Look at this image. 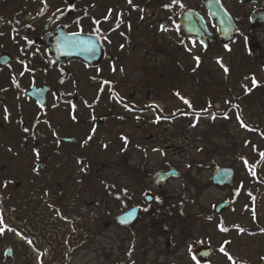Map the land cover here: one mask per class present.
<instances>
[{"label":"rangeland","instance_id":"1","mask_svg":"<svg viewBox=\"0 0 264 264\" xmlns=\"http://www.w3.org/2000/svg\"><path fill=\"white\" fill-rule=\"evenodd\" d=\"M198 1L180 0V4L184 3L188 8H194L204 16L207 15ZM225 2V5L243 20L248 9L257 8L256 2L259 0ZM158 19L163 21L165 16L161 15ZM241 25L248 28L244 22ZM241 31L234 42L219 43L214 49H206L199 42L186 40L173 28L166 31L158 28V31H154L157 34L156 47H142L141 55L137 56L139 59L141 57L142 66H149L145 72L143 69L133 70L130 66L133 63L128 62V67L124 70L113 71L111 67L110 71L105 70V73L110 72L109 75L113 78L124 80V83L118 82V88L116 87L122 97L136 100L142 106H152L154 103L159 106L158 111L166 114L169 120H161L153 128L143 127V135L132 116L127 119L124 128H121L122 133L118 122L111 121L107 125L108 137L104 147L94 146L91 151L82 154L91 164L93 181L104 179L116 185L135 187V183L140 180L141 183H152V180H146L148 175L143 172L146 166L149 167L151 176L155 172L166 170L168 165L174 164L178 167L183 174L168 180L165 185L168 198L165 200L168 208L174 210V213L188 208L191 218L195 219L188 224L189 227L184 224L178 229L177 233L180 235L183 230H191L197 234V216L203 217L204 221L206 219L203 210L211 211L214 204L225 199H234V210L225 211L212 222H204L207 226L205 233L211 236V241L215 244L221 240L226 242L228 237L232 238L230 245L233 252L239 250L238 245L245 244L244 241L248 238L246 234L239 235V232L234 231L221 233V228L251 224L255 215L251 202L247 200L248 195H254L258 210L264 216V159L260 156V153L264 152V60L259 51H248L243 35L244 28ZM259 34V41L264 47V32ZM144 39L143 37L142 43L146 46ZM158 46L165 49V53L156 51ZM196 56L200 57L199 67L194 59ZM221 63L228 68L227 73ZM155 67L158 77L152 82L151 70ZM253 77L257 82L255 86ZM74 84L75 82L71 81L67 87ZM95 85L98 86L93 84ZM81 86L83 88L82 92L78 90L79 96L90 99L95 94L96 97L101 95V87L95 86L93 91H90V85ZM246 88L251 91L246 92ZM177 92L179 96L176 95ZM237 97L238 104L225 109L229 104L226 101L233 102ZM185 100L189 103H185ZM212 103L215 111L206 113L205 109ZM107 104H99L89 113L80 103L77 112L84 111L94 117L98 113L108 111L115 101L110 100ZM241 120L248 128L241 126ZM78 132L81 133L77 130L76 133ZM123 136H126L127 142L123 140V144H120V138ZM139 143L143 145L142 148H139ZM77 156H80L79 151ZM122 158L135 166L144 164L140 171L142 179L139 180L128 172L124 173L123 167L118 166ZM215 163L222 167H234L237 177L233 186L223 189L211 183ZM4 166H7L6 162L0 161V172ZM15 166L17 167V164ZM23 166L25 163L21 164L20 168L23 169ZM80 166V160H74L73 172H77L78 180L82 173ZM250 167L256 175L252 174ZM126 169L128 170L127 167ZM98 170L100 172H97ZM18 176L20 175L16 176V180L20 179ZM101 186V181L93 186L91 207L80 201L78 193L77 207L70 209L62 202L61 213L52 207L53 203H56L54 197L48 200L37 195L38 199L33 200V197H27L20 190L12 200L0 201V216H4L3 211L8 209L13 224L25 227L23 231L17 227L3 228L0 233V264H36L35 261L38 260L45 262L44 264H196L190 255L192 252H189L188 246L193 245L190 242L172 241L175 247H167V238L147 232L143 224L139 232H130L117 226L113 220L120 208L116 207L114 200L108 197V193ZM151 189L154 192H163L160 187L152 186ZM110 209L114 211L112 215L109 214ZM158 210L159 215L164 214L161 209ZM75 214L76 225H71L63 218V215L74 218ZM74 226L77 235L71 233ZM173 233L172 237L175 236ZM67 244H70L69 249ZM10 247L14 251V258L11 260L4 258L6 250ZM197 247L198 243L194 244L192 251ZM224 262V257L221 256L209 264Z\"/></svg>","mask_w":264,"mask_h":264},{"label":"flooded vegetation","instance_id":"2","mask_svg":"<svg viewBox=\"0 0 264 264\" xmlns=\"http://www.w3.org/2000/svg\"><path fill=\"white\" fill-rule=\"evenodd\" d=\"M198 2L199 6L204 4V0ZM69 5H74V8L70 10ZM180 5V0L175 4L172 0H131V4L128 0H46V3L44 0H0V33H2L0 35V161L6 162L8 166H4L0 172L1 199L12 200L18 195L19 190L27 197H33V200L38 199L37 195L48 200L54 197L56 203H53L52 207L61 212L62 202L70 209L77 207L76 195L79 193L80 201L91 207L93 186L101 181L102 189L114 200L116 207L120 208L118 215H122L134 206H141V219L129 228L117 225L121 229L139 232L143 224L147 232L167 238L165 245L172 248L175 247L172 241L184 242L190 237L196 238L193 245L198 242V247L213 249L207 264L221 256L224 257L225 262L219 264H233L224 253L219 251L221 247H224L225 251L234 258L235 264H264V216L261 211L259 217L253 221L255 224L251 222L244 227H226L228 229L226 233L239 232V235L246 234L248 238L244 241L245 244L238 245L239 250L233 252L230 245L231 237H228L226 242L221 240L215 244L211 241V236L205 233L207 226L204 222L209 223L222 216V214L214 215L213 209L209 210L211 213L203 210L205 221L203 217L197 216L198 235L191 230L185 232L183 230L181 235L177 233L181 226L185 224L189 227L188 224L195 219L191 218L187 209L174 213L168 208L165 187L160 186L163 189L162 193L151 189L152 186L159 188L155 184L157 172L151 176L150 169L146 166L143 172L148 175L146 180H152V183H141L140 171L144 164L135 166L129 164L127 160L123 161L122 158L118 166L123 167L124 173L134 174L140 180L135 183V187L112 184L104 179L93 181L91 164L82 155L91 151L94 146L104 147L108 137L107 125L111 121L118 122L122 133L121 128H124L127 119L132 116V120L136 122L143 135V127L153 128L159 121L168 119L166 114L158 112L154 103L152 106H142L136 100L122 97L116 91V87L118 88V82L124 83V80L113 78L109 75L110 72L105 73V70L110 71L111 67L124 70L128 67V62H131L133 65L130 66L133 70L143 69L145 72L149 66H142L141 57L140 59L137 57L141 55L140 50L142 47L147 49L150 45L156 47L157 34L154 31L161 29L162 25L167 30L177 28L180 13L178 14L175 8H180ZM57 9L61 11L58 12ZM248 11L245 20H236L237 32L242 28L245 30L244 34L250 30L249 24L255 10ZM230 13L234 15V11ZM161 15L165 16L163 21L158 19ZM96 21L99 23L97 24ZM243 22L248 28L241 25ZM209 27L217 29L213 20L210 21ZM263 32L264 27L255 29L253 34L255 40L259 41V33ZM73 33L78 34L74 39L71 38ZM143 37L146 46H143ZM28 41L32 42L31 45ZM76 41L88 43H76ZM155 50L165 53V49L159 46ZM83 52L101 57L99 60L97 57L90 60L77 58V53ZM25 65L30 71L25 70ZM157 71L156 67L151 70L152 82L158 77ZM71 81L75 82V87L74 85L67 87ZM103 81L109 83L102 84ZM95 83L98 85H95L96 88L101 87L103 90L99 93L101 94L99 97L95 94L89 99L77 95L79 89L82 92L81 84L90 85V91H93ZM67 88L73 91H68ZM110 100H114L115 104H112L108 111L98 113L94 117L85 114L84 111L77 112L80 103L87 112L91 113V110L96 109L99 104L108 105ZM108 113L112 116L101 120ZM158 116L161 119L157 122ZM24 128H28L29 131L25 132ZM75 130L81 133H76ZM125 137L120 138V144H123ZM142 146L139 143V148ZM34 149L39 150V156L35 154ZM78 151L80 156H77ZM76 159L82 163L79 180L76 178L77 172H73ZM23 163L25 166L21 169ZM174 167L176 166L171 164L165 169ZM18 174L20 179L16 180ZM6 181L7 186H5ZM147 196L152 202L146 201ZM158 209L164 214L159 216ZM110 212L113 213V209H110ZM113 221L115 223V218ZM238 228L244 231H238ZM165 231L171 234L176 231V233H173L174 237L171 234L165 237L162 235Z\"/></svg>","mask_w":264,"mask_h":264},{"label":"water","instance_id":"3","mask_svg":"<svg viewBox=\"0 0 264 264\" xmlns=\"http://www.w3.org/2000/svg\"><path fill=\"white\" fill-rule=\"evenodd\" d=\"M206 8L209 11V16L214 19L217 23L218 33L224 41H229L233 38V35L236 31V23L231 15L223 8L220 3V0H207L205 2ZM180 18V30L185 33L188 38L198 39L201 41L206 47H214L216 45L217 37L209 30L207 27V22L195 10H187L184 11ZM252 28H260L264 27V10L257 11L252 18ZM253 33H248L247 36V45L249 49L253 47L259 48V43L253 41ZM77 58H87L92 59L96 58L99 60L101 56L92 55L90 52L77 53ZM215 174L213 175V182L218 186H231L234 184L236 179L235 170L232 167H221L215 170ZM170 176H179L176 170H172L169 172H160L157 173V181L161 185L167 181ZM149 199L146 198V201ZM233 205L232 202H224L215 207V212L219 213L225 208L231 207ZM140 208L134 207L128 212L124 213L122 216H118L116 222L119 225L130 226L133 223L137 222L140 218ZM13 249L9 248L6 252V256L10 259L14 257ZM206 253V254H205ZM211 253V248H201L195 252V256L198 261L203 262L208 260Z\"/></svg>","mask_w":264,"mask_h":264},{"label":"snow or ice","instance_id":"4","mask_svg":"<svg viewBox=\"0 0 264 264\" xmlns=\"http://www.w3.org/2000/svg\"><path fill=\"white\" fill-rule=\"evenodd\" d=\"M44 2L46 3V0H44ZM128 2L131 4V0H128ZM172 2H173V4H175V3H177L178 2V0H172ZM181 7H183V5L181 4L180 5ZM165 7H171V5H165ZM72 8H74V5H69V9L71 10ZM57 11L58 12H60L61 10L60 9H57ZM111 11V10H110ZM142 11V10H141ZM42 14V13H41ZM61 14H63V13H61ZM77 23H78V21H77ZM96 23L98 24L99 22L98 21H96ZM119 26V24H117V27ZM179 28V26H177V29ZM161 30H164V31H166L167 29L162 25L161 26ZM0 35H2V33H0ZM78 34L77 33H73L72 34V39H74L76 36H77ZM26 39V38H25ZM105 39H107V37H105ZM28 43H29V45H31V41H28ZM76 43H88V42H86V41H84V42H81V41H76ZM193 43H195V41H193ZM121 47H123V45H121ZM225 47H227V45H225ZM189 51H191L190 49H189ZM194 59L197 61V66H199V62H200V57L199 56H196V57H194ZM221 66L224 68V72L225 73H227L229 70H228V68L226 67V66H224L222 63H221ZM25 70L26 71H30V69H28L27 68V65H25ZM115 69L113 68V71H114ZM21 75H23V73H21ZM61 82H63V81H61ZM107 83H109L108 81H103L102 82V84H107ZM257 84V82L255 81V78L253 77V85L255 86ZM17 87H19V84H17ZM102 90V89H101ZM246 90V92H249V91H251V89H245ZM176 95L177 96H179V93L177 92L176 93ZM180 99H182V100H184V98L183 97H180ZM185 103H189L187 100H185L184 101ZM226 103H230V101H226ZM157 108L159 107L158 105L156 106ZM73 108H75V105H73ZM5 112L7 113V109H5ZM5 118L7 119V114H6V116H5ZM159 119H161V117H157V122L159 121ZM213 119H215V116H213ZM238 119H239V117H238ZM195 126V124H193V127ZM241 126L242 127H245V128H248V126L246 125V124H244L243 123V121L241 120ZM249 130H251V129H249ZM24 131L25 132H28L29 131V129L28 128H24ZM91 137H89V139H90ZM124 140H125V142H127V138L125 137L124 138ZM85 143H86V141H85ZM247 143V142H246ZM155 150V149H154ZM34 152H35V154L37 155V156H39V150L38 149H34ZM260 156H261V158L262 159H264V152H262V153H260ZM247 160H245V164L247 165ZM250 171H252V169H251V167H250ZM252 174L253 175H256V173H255V171H252ZM5 186H7V181L5 182ZM125 192L127 191V189H125L124 190ZM254 199V198H253ZM2 219H3V217L2 216H0V222H2ZM222 230L223 231H227L228 229H226V228H222ZM241 232H243L244 231V229H239ZM3 232V228H0V233H2ZM28 243H31V241H28ZM219 251L221 252V253H224L226 256H227V258L230 260V261H232L233 262V264H235V261H234V258L230 255V254H228L226 251H225V248L224 247H221L220 249H219ZM189 252L191 253L192 252V246L191 245H189ZM206 254V253H205ZM193 260L195 261L197 258H196V256L195 255H193Z\"/></svg>","mask_w":264,"mask_h":264},{"label":"trees","instance_id":"5","mask_svg":"<svg viewBox=\"0 0 264 264\" xmlns=\"http://www.w3.org/2000/svg\"><path fill=\"white\" fill-rule=\"evenodd\" d=\"M260 53H261V54H259V55H261L260 57L264 60V51L262 50ZM262 59H260V60L262 61ZM236 99L237 100H235L233 102H230L225 109H230L231 107L233 108L234 107V104H238L239 97H237ZM212 108H213V106L211 105V107L208 108V110H211ZM4 223H5L4 225L6 227H8V228L13 226L12 225V222H10V220H8V218H6V221Z\"/></svg>","mask_w":264,"mask_h":264}]
</instances>
